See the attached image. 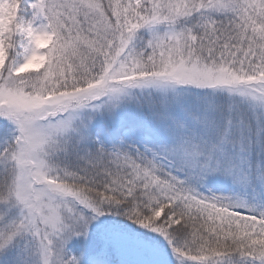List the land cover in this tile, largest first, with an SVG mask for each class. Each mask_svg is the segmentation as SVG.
Returning a JSON list of instances; mask_svg holds the SVG:
<instances>
[{
    "label": "snow or ice",
    "instance_id": "1",
    "mask_svg": "<svg viewBox=\"0 0 264 264\" xmlns=\"http://www.w3.org/2000/svg\"><path fill=\"white\" fill-rule=\"evenodd\" d=\"M0 264H264V0H0Z\"/></svg>",
    "mask_w": 264,
    "mask_h": 264
}]
</instances>
